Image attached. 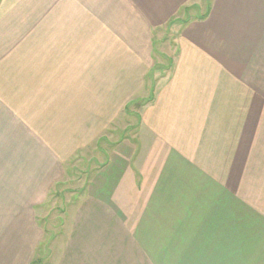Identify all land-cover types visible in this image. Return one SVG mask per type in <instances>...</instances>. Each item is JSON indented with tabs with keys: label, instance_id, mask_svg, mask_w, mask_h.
Returning a JSON list of instances; mask_svg holds the SVG:
<instances>
[{
	"label": "crops",
	"instance_id": "obj_1",
	"mask_svg": "<svg viewBox=\"0 0 264 264\" xmlns=\"http://www.w3.org/2000/svg\"><path fill=\"white\" fill-rule=\"evenodd\" d=\"M194 2L0 0V264H30L74 156L56 264H264V0H207L149 84L151 33Z\"/></svg>",
	"mask_w": 264,
	"mask_h": 264
},
{
	"label": "rangeland",
	"instance_id": "obj_2",
	"mask_svg": "<svg viewBox=\"0 0 264 264\" xmlns=\"http://www.w3.org/2000/svg\"><path fill=\"white\" fill-rule=\"evenodd\" d=\"M194 3H196L197 7L195 5H193L192 8L190 6L182 7L184 8L183 11L182 8L179 9L180 11L178 12L177 16L172 17L165 24V26H162V28L151 33L154 42V64L152 70L148 75V78L150 79L148 81L149 84L153 83L154 86L157 79L160 78V76H165L172 67L174 44L178 36V29L180 26L179 24L184 23L189 17L194 18L203 13L207 0H195ZM147 98L149 99L150 97ZM134 105H136L135 102ZM121 117L116 122V124L122 123V120L125 116L123 115ZM130 119H132L131 116ZM100 146H103V144H101ZM83 152L85 155L89 154V151ZM77 158H80V156H74L66 163V170L68 175L65 176V181L63 183L60 182L55 185L53 191L50 194L51 200H48L47 202L45 201L46 203H41L38 207L33 209L34 226L39 229V233L42 232V236H44V238L41 239V237L29 241L27 248H30L31 246L34 248L35 246L34 251L31 253L29 258L32 259L30 264L57 263L56 256L58 251V243L60 241L62 242V238L67 237L68 233H70L68 223L70 221V217L72 216L71 212H76L77 204L79 201H81L79 200V198L84 194L83 192H81V187L79 186L81 185V180L83 179L82 174L85 166L83 164H79L80 162L77 160ZM86 162L87 161H84V163ZM81 210V218L82 220H84L85 217H87L84 212L86 211V209ZM25 225H22V227H25ZM80 231L81 229L79 225L78 233ZM97 232H103L102 227L98 226ZM58 233H63V235L57 236ZM93 237L94 236H92V239L88 240L90 247L106 249V241L104 240V243L103 239H98V237L103 238V236L97 235V239H95L96 237ZM57 238H59V241ZM74 238L75 236L72 239L74 240ZM69 242L70 241H68L67 243ZM82 242L87 241H81V243ZM90 247L88 249H90ZM97 258L101 257L97 256ZM69 260L71 261V257L68 259V263L70 262Z\"/></svg>",
	"mask_w": 264,
	"mask_h": 264
},
{
	"label": "trees",
	"instance_id": "obj_3",
	"mask_svg": "<svg viewBox=\"0 0 264 264\" xmlns=\"http://www.w3.org/2000/svg\"><path fill=\"white\" fill-rule=\"evenodd\" d=\"M183 9L184 8H182V11H183ZM185 11V10H184ZM206 17V14H204V15H202V16H200V17H197L198 19H204ZM188 19H190V18H188ZM187 20V19H186Z\"/></svg>",
	"mask_w": 264,
	"mask_h": 264
}]
</instances>
